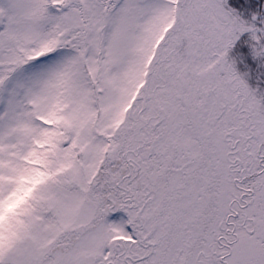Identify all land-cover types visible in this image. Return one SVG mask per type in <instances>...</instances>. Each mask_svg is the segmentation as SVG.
<instances>
[{
	"label": "snow or ice",
	"instance_id": "obj_1",
	"mask_svg": "<svg viewBox=\"0 0 264 264\" xmlns=\"http://www.w3.org/2000/svg\"><path fill=\"white\" fill-rule=\"evenodd\" d=\"M0 264H264V0H0Z\"/></svg>",
	"mask_w": 264,
	"mask_h": 264
}]
</instances>
